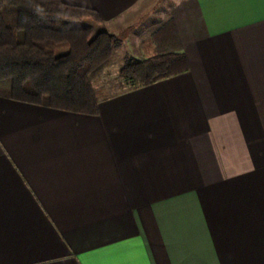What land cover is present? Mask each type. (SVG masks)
Wrapping results in <instances>:
<instances>
[{
  "label": "crops",
  "instance_id": "obj_1",
  "mask_svg": "<svg viewBox=\"0 0 264 264\" xmlns=\"http://www.w3.org/2000/svg\"><path fill=\"white\" fill-rule=\"evenodd\" d=\"M62 1L137 58L172 19L189 67L94 115L0 93V264H264V0Z\"/></svg>",
  "mask_w": 264,
  "mask_h": 264
},
{
  "label": "trees",
  "instance_id": "obj_2",
  "mask_svg": "<svg viewBox=\"0 0 264 264\" xmlns=\"http://www.w3.org/2000/svg\"><path fill=\"white\" fill-rule=\"evenodd\" d=\"M147 58L125 56L117 77L143 86L183 73L188 61L172 19L149 35ZM121 39L99 13L62 0H0V93L16 100L97 114L107 96L94 76L111 62Z\"/></svg>",
  "mask_w": 264,
  "mask_h": 264
},
{
  "label": "rangeland",
  "instance_id": "obj_3",
  "mask_svg": "<svg viewBox=\"0 0 264 264\" xmlns=\"http://www.w3.org/2000/svg\"><path fill=\"white\" fill-rule=\"evenodd\" d=\"M125 51L126 52H124V48H118L109 65L103 71L97 73L93 78L94 85L96 87L104 88L105 92L108 94L120 90L124 85L123 81H117L119 80L117 77V71L119 66L123 63L124 57L126 55H132L133 52H135L132 47H130V50Z\"/></svg>",
  "mask_w": 264,
  "mask_h": 264
}]
</instances>
